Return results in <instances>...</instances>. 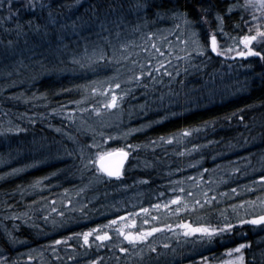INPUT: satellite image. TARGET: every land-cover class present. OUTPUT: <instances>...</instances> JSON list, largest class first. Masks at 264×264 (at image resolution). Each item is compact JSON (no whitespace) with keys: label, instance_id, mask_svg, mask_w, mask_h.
I'll return each instance as SVG.
<instances>
[{"label":"trees","instance_id":"16d2710c","mask_svg":"<svg viewBox=\"0 0 264 264\" xmlns=\"http://www.w3.org/2000/svg\"><path fill=\"white\" fill-rule=\"evenodd\" d=\"M45 2L48 1L45 0ZM159 2L161 0H157V3ZM164 2L168 8L173 6L168 0H164ZM94 3L95 0H81V4L73 8L55 7L56 11L61 14L58 17L60 23H67L69 26L61 30L57 25L50 29L48 36L28 32L27 36L17 37L16 28H8L0 34L1 49L6 45L8 46L9 40H17L18 44L25 41L24 39L32 42V48L22 49L24 51L15 58L18 59L16 62H14L11 53H9L10 55H3V52H0V59L1 56L3 58L0 60V177H2L0 178V258H2L0 264H18L13 262V259L18 260L19 263H24V258H19L23 249L37 248L46 239L61 236L59 231H55L56 228L53 225H43L41 221L37 220H16L13 222L14 219L11 217L7 219L6 216L11 215V213L14 216L15 212H20L21 209V211H27L28 203L32 201L41 205L38 211L40 217L43 216L42 200L47 196L45 190H47L48 185L39 188L33 184L28 186L29 182H32L31 179L48 177L49 180L46 184L53 183L60 186L78 181L83 183L88 177H91L89 172L84 169L83 163L80 164L81 154H77L75 151L84 150L86 148L85 142L98 139L103 134L101 130L104 131L105 129L98 122L91 126L79 127L74 121L73 114L72 119H70L59 115L57 111L55 113L57 107L48 108L49 114L41 115L32 111L31 107L28 106L35 103L40 106L44 102L53 106L70 103L67 108L71 109V103L75 101L85 104L94 95L91 93V88L93 81L100 75L98 72L100 65L88 67L85 64L84 67H81L82 62L80 64L74 63V59L77 60L94 47L108 48L114 42L129 39L134 34L145 31L152 32L159 25L173 24L176 21L171 18L170 14L158 19L156 15L158 9L155 6H151L148 10L138 11L135 8L137 0H105L103 9H107L108 4L111 3L112 10L100 11L97 13L100 19H96L90 11L91 5ZM235 3L244 4V0H211V11L202 14L200 8L209 7V0H179L182 10L189 14V18L196 22L198 28H201V33L206 41L209 33L222 35L219 31L220 22L215 19L217 13L223 18V33L239 37L255 34L254 28L252 32H249V27L252 26V22H250L251 12L244 9H235L231 13L227 11L228 7ZM74 4L75 1L73 0H65L60 3V5ZM25 13L22 11L19 14L20 19L22 16L25 17L20 24L33 19L34 16L38 22H43L42 16L34 11ZM46 14L45 11L43 16ZM202 15H205L209 21L205 24L207 28L203 27V29ZM73 21L77 24H81V21L86 23L73 30L71 27ZM101 21H103V29L100 26ZM245 21L249 23L246 24ZM25 31H28L27 25H25ZM50 39H59L60 43L52 47L46 44L48 50L45 51L43 46L38 43H45ZM21 46L20 43L19 47ZM255 50L264 53V41H261ZM210 58L214 60L213 66H207L202 72L205 78H208V83L206 85L200 84L202 80L196 83V89L191 92H194V100L196 101L190 103V108L185 111H181L185 104V101L182 100L183 97L171 98V100L164 99L157 97L155 91L141 88L144 90L142 99L143 101L146 100L144 110L146 116H157L163 119L155 121L147 130L137 133L133 137L134 140L140 144H146L148 141L166 137L185 129L204 128L208 131L206 135L212 131L214 133L212 135L216 138L209 144V148H212V154L222 152L228 142L237 140V136L247 140L252 139L251 141L254 143L257 142V145H254L255 150L264 149V81H262L264 60L259 57H252L248 60L236 59L237 61L231 63L230 61L233 60H228L213 51L210 52ZM222 64H233L242 69L228 72L219 66ZM209 90H211V94H209ZM226 90L230 92L225 96L221 92ZM31 97L35 102L31 101ZM221 97L228 99L217 101ZM40 98H42V102H39ZM208 99H213V103L207 104ZM241 109L243 111H239ZM173 113L175 115H172ZM232 113H237V115L233 116ZM241 115L244 117L243 120L239 119ZM142 118H145V115L140 116L138 121ZM128 120L130 117H127ZM205 121L210 123L205 125ZM17 128L22 129V131H8V129ZM74 134L76 135L74 136ZM203 141L210 142L209 139ZM66 142L69 145L64 147L63 144ZM187 143V147H190V144H195L193 141H187ZM238 145L243 147L240 143ZM180 147L181 145L175 144L161 149L153 145V149L146 150V147L141 149V152L153 161L147 172L138 171L141 173L139 176L149 179L150 182L146 187L151 188L150 193L152 195L165 191L166 187L163 186L168 184L167 181L172 182V180H176L175 178L182 177L180 172L182 166L195 161L191 160L195 159L192 154L181 153ZM55 155H58L57 158L54 157ZM75 159L79 161V165L74 164ZM128 164L124 174H128ZM18 165L27 166L24 173L1 175L6 170ZM207 165H214V163H208L207 159L203 166ZM65 166L70 167L64 169ZM114 182L107 180L106 183L100 184L108 191L109 197L112 196L110 191L116 190L115 187L111 186ZM242 185L243 182L240 186L242 187ZM110 187L111 190L109 191ZM222 188L225 190L231 187L227 186L226 188L224 186ZM245 193H247L246 190ZM151 197L147 199V202H152ZM256 198L257 195L251 192H248L247 196L241 195L236 198H224L222 200L215 198L211 205L205 204L200 210L196 209L179 214V216L183 219L181 221H192L195 225L222 224L224 217L220 213L224 212L230 222L235 224L238 216L244 219L254 217L248 213L251 210L254 211L257 205ZM248 201L255 203L248 204L246 203ZM232 205L240 207L233 211ZM91 222L95 223L90 219L87 220V223L85 221L76 223L74 231L80 233L78 230L91 225ZM9 223L17 227L13 236L21 243L10 241L9 233H7ZM253 228L254 225L249 224L237 225L233 230L235 237L233 240L227 242L220 237L216 238L213 247H210L209 244L206 246L208 249H205V247L201 248L197 245L195 248H200L190 255L185 254L184 249L191 247V244L186 245L183 250L179 249L178 252L170 251L167 257H157L156 253H149L147 242L135 247H127L128 253L107 249L100 256L97 264H200L201 255L208 257L209 264H219L229 260L228 250L236 248L241 243L250 245L242 250L245 264H264V233L254 235L252 233ZM44 232L49 234L44 236ZM71 233L70 231L67 234ZM260 235H263L261 239L259 238ZM154 236L160 237L158 233ZM75 243H77V247H80L81 244L76 241L71 242V245H75ZM141 249H143L142 254ZM110 252L115 253L114 257H111V254L107 256ZM235 255L238 254H233V257ZM79 259L76 257L75 263L65 264H78Z\"/></svg>","mask_w":264,"mask_h":264},{"label":"rangeland","instance_id":"374dc122","mask_svg":"<svg viewBox=\"0 0 264 264\" xmlns=\"http://www.w3.org/2000/svg\"><path fill=\"white\" fill-rule=\"evenodd\" d=\"M61 1L65 0H56V5H54V7L62 6L60 5ZM58 2L59 4H57ZM17 9H20V11L17 12ZM22 11L25 10L19 0H12L11 5H9L8 0H3V5L0 6V34L8 28H16L15 24L20 23L21 20L23 21L25 17L22 16L20 19L19 16ZM30 11L25 12L29 13ZM247 12H251V15H261L258 14L259 12H253L252 9H247ZM250 22H252V25L256 23L252 20ZM207 23H209V21ZM177 24L180 25L179 28L176 27ZM205 24L206 23H203L204 26H202V29L203 27L207 28ZM116 27L119 26L116 25ZM195 31L198 33V39L201 45L207 49L205 55H197V53L193 51L191 29L185 27L180 20H176L173 24L159 25L154 28L152 32L145 31L134 34L133 36H130L129 39L117 43L114 42L108 48L103 46L94 47L77 59L82 62L81 64H86L88 67L100 65V70H98L100 75L95 81H93L92 85V88H97V92H95L85 104L75 101L71 103V109L67 108L70 103L53 106L50 103L44 102L40 106H37V103L28 106L31 107L32 111L41 115H48V108L52 109L57 107L55 113L57 111L59 115L66 116V118L70 119H72L71 116L73 114L74 121L79 127L85 125L91 126L96 122L100 123L101 127L102 125L104 126V131L101 130V132H103L101 137H98L96 140L85 142L86 148H84V150L79 149L75 151L77 154H81L80 164L82 163V160L93 158L98 152H108L120 148L129 151V164L128 174H123L119 179L108 178L102 173H97L93 168L86 170L91 177H88L83 183L78 181L79 183L73 182L66 185L61 184L59 186L54 185L53 183L46 184L49 180L48 177H36L35 179H31L30 181L32 182H29L28 186H32L31 184H33L36 188H39L40 186L48 185L47 190H45L47 196L45 195L46 197L42 200V212L44 211L43 216L40 217L38 211L40 210L41 205H37V202L32 201L28 203L29 208L26 209L27 211H21V209L20 212H15V214L18 215L14 214V216L10 212L11 215L8 214L6 218L8 219L11 217L14 219L13 222L16 220L41 221L43 225L55 226V231H59L61 236L46 239V241L37 248L30 250L23 249L21 253L18 254L20 259L24 258V263H19L16 259H13V262L18 264H65L69 262L75 263V261H77L76 257H79L78 264H92L93 261H97L98 263L100 256H102L105 250L111 249V251H116L120 250L121 247L130 248L132 246L124 240L122 236L117 234L115 227L104 228L103 226L108 225L109 221L116 219L118 216H126L127 213H138L141 208L149 209V215L147 218L150 220V224H142L145 214L141 213L139 216L135 217L137 221V227L135 230L153 226L164 229L162 232L158 233L160 237L153 236L147 241V244L152 243L157 248L158 252L163 253L159 257H167V254L170 251L174 253L178 252L179 249L183 250L186 245L190 244L191 247L184 249V252L187 255H190L200 247L208 249L206 246L209 244L206 241L200 242L197 237H184L182 235L183 230L175 227V225L184 222L181 221L183 219H181L179 214L186 212H174L176 205H169L168 209H156L152 207L156 204L163 205L168 203L171 199H174L176 195H183L184 199L189 201V203H191L193 199H200L201 203L205 205L206 203H204L203 194H207L209 198H218L222 200L224 198H236L241 195L247 196L248 192H251L254 195H257V205L254 211L251 210L248 214L250 216H256L264 212V181H261L260 179L261 176H264V149L258 148V150H255L254 145H257V142L254 143L251 141L252 139L247 140L246 138H239V136H237V140L234 142L230 141V143L228 142L222 152L214 154L211 153L212 148H209V144L213 140H216V138L212 135L214 134L212 131H210V134H208L210 136L208 137V135H206V132L208 131L204 128H197L199 131H197V129H185L191 132V135L183 136L182 133L185 130H182L164 137L163 140L154 139L148 141L146 144H140V142L133 139L137 133L147 130L150 127L149 125H152L157 120L163 119L162 117L157 116H146L144 113L146 100L143 101L142 99V93H144V90L141 88H147L152 92L155 91L157 97L164 99L171 100V98L175 99L183 97L182 100L185 101V104L181 111H185L190 108V103L196 101L194 100V92L191 93L192 90L196 89V83L199 80H202L200 84L206 85L208 83V78H205V75L202 72H204L207 66H213L214 60L210 58V52L212 53V51L209 46L210 36L212 34H208L209 36L206 41L201 33V28L196 26ZM215 35L219 48L224 51H226L227 48L237 49L236 42L242 37L228 35L226 33H223L222 35L216 33ZM186 40L188 41L187 45L184 43ZM260 42L261 41L259 40L254 41L252 46L255 48L260 45ZM20 43L22 44L21 47H19ZM20 43L18 44L17 40H15L13 46L9 47L6 45L2 49L0 48V52H3V55H10L9 53H11L14 62H16L18 59L15 58L19 56L20 52L24 51L22 49L32 48L31 41H27V43L22 41ZM59 43V39H50V41L38 44L43 46L42 48L46 51L48 50L46 44L52 47ZM153 44L156 46L155 49L152 47ZM125 45L127 47H122ZM144 49H147V51H144ZM156 49H159V53H164L165 55L160 56ZM100 50H103L105 53L106 58L104 60L98 59V56L95 55V53ZM237 50H244L243 45L241 44ZM186 52L191 53V58L186 56ZM225 55H235V51L231 53L226 52ZM125 56L127 59H124ZM89 57L92 62H89ZM251 58L252 56L240 57L235 58L230 62L232 63L242 59L248 60ZM1 59H3L2 56ZM117 60H119V63L116 62ZM133 61H136V63H133ZM148 61H151V64H149ZM159 63H163L164 67L157 72L155 71V68L159 66ZM219 63L221 64V62ZM142 65L144 66L143 68L141 67ZM219 66L228 72L242 69L233 64H222ZM165 69L172 73L171 77L165 74ZM142 70L145 72V76L140 78L139 81L130 79L134 73L138 75ZM149 71L152 72V77L147 76V72ZM115 83H120L121 87L120 89H116V92L123 98L119 101V106L117 108L102 109L101 106L107 102L109 97L102 95L101 93L104 92L109 84L114 86ZM92 88L91 93H93ZM207 88H209V86H207ZM229 92V90H226L221 93L226 96ZM124 93L127 94L125 95ZM209 94H211V90H209ZM191 95L193 96V100L191 99ZM30 99L32 102H35L32 97ZM225 99L228 98L221 97L218 98L217 101H226ZM42 101V98H40L39 102ZM213 101V99H208L206 103L212 104ZM58 103L61 104V102ZM93 108L100 109L99 114L94 111ZM142 115H145V118L138 121ZM127 117H130V120L127 121ZM131 129H140V131L130 132ZM75 135L76 134H74V136ZM109 137H111V139H109ZM207 139H209L210 142L203 141ZM169 140H171V142H168ZM187 141H193L195 144H190V147H187ZM238 143L243 145V147H240ZM246 143L247 145L245 146ZM94 144L99 147H93ZM175 144L181 145L179 148L181 153L192 154V157L194 156L195 159L191 160L195 161L184 164L180 170L183 176L175 178L176 180H172V182L167 181L168 184L163 186L166 187L165 191H162L160 194L152 195V193H150L151 188L146 187L150 182L149 179L147 177L139 176L141 173H138V171L144 170L141 172H147V170L151 168L153 161L150 158H147L145 153L141 152V149L145 147L146 150L153 149V145L162 149ZM66 145L68 146L69 143L66 142L63 144L64 147H66ZM128 145H131L132 148L129 149L127 147ZM57 156L58 155H55L54 157L57 158ZM207 159L208 163L212 162L214 165H207L204 167V162H206ZM220 159L224 160L222 161ZM78 162L79 161H76L75 159L74 164L79 165ZM74 164L73 166H76ZM26 167L27 166L25 165H18L6 170L1 173V175H12L10 173H12L13 169H24L23 171L16 173L22 174L26 170ZM69 167L70 166H65L64 169H69ZM130 179L132 180L127 182ZM107 180L115 181L111 186L115 187L116 190H111V187L109 189V191L111 190V197L108 196V191L100 185L103 182L106 183ZM242 182L243 185L241 187L240 184H242ZM226 185L231 188L225 189V191L222 187L225 186L227 188ZM180 188L185 189L183 194L179 192ZM173 189L176 191L174 192ZM232 189H235L236 191L232 192ZM245 190L247 193H245ZM189 192L193 193L194 196L189 197L187 195ZM148 196L152 198V202H147V199L149 198ZM198 209L200 210L201 208L197 207V210ZM37 213H39V215H37ZM60 213H63V216H61ZM153 217H158V219H152ZM89 219L90 221H95V223L91 222V225L78 230L80 233L87 232L94 228L101 229V233H94L93 236L89 238V243L91 244L90 247L84 244L82 237H73L68 240L67 244H53V241L55 240H63L71 237L73 233H77V231H74L76 229L75 224L81 221L87 223V220ZM187 222L192 223L195 226L192 221ZM165 225H172L173 228L169 230L168 228H165ZM210 225L217 226L219 224L216 223ZM7 228V233L14 235L16 232L15 228L17 227L9 223ZM70 231L72 233L67 234ZM103 231L109 233L111 240L97 241L95 239V235L102 234ZM252 233L254 235L264 233V225H254ZM47 234L49 233L44 232V236ZM262 236L263 235H260L259 238L261 239ZM220 238L228 242L235 237L232 232L230 234H225ZM73 241L81 244L80 247L76 246L77 243L71 245V242ZM101 244L103 246H100ZM164 244H168L170 247L165 249L163 247ZM69 245H71V247H69ZM197 245L200 247L195 248ZM213 245L214 244L211 243L209 246L213 247ZM53 247L56 248V252L52 251ZM110 254L111 257H114L115 255V253L110 252L107 256H110ZM29 256H31L32 259H29ZM57 257H59V259H57ZM69 257H71V259H69ZM229 259L232 258L230 257ZM219 264H224V262H220Z\"/></svg>","mask_w":264,"mask_h":264},{"label":"snow or ice","instance_id":"6c2138e0","mask_svg":"<svg viewBox=\"0 0 264 264\" xmlns=\"http://www.w3.org/2000/svg\"><path fill=\"white\" fill-rule=\"evenodd\" d=\"M9 5H11L12 0H8ZM21 3L23 9L25 11H34L36 14H39L42 16L43 22H38L37 19L34 18L28 21H25L24 24L18 23L16 25V34L17 37L20 36H27L28 32H31L33 34L37 35H43V36H48L50 34V29L55 28V26L59 25L61 29L67 28L69 25L67 23H60V13L56 11L54 5L56 4V0H48V2H45V0H19ZM169 3H172L173 6L171 8H168L166 6V3L164 0H161V2L157 3V0H137V3L135 4V8L140 11V10H148L151 6H155L158 11L156 12L157 18L162 19L167 15H171V18L180 20L185 27L191 29V36L193 37L191 43L193 45V51L197 53V55H205L207 49L204 48L199 39H198V33L195 31L196 27V22L191 20L189 18V14L182 10V6L179 4V0H168ZM105 3V0H95V3L91 5L90 11L92 16L96 17V19H100V17L97 15L100 11H110L112 10V4H108L107 9H103V5ZM81 4V0H75L74 5H62L63 7H69L73 8L76 7L77 5ZM3 5V0H0V6ZM211 0H209V7H201L200 12L202 14H206L209 11H211ZM234 9H252L253 12H259L261 13L260 16H256L253 14L251 16V20L255 21L256 23L249 27V32L253 31V28L255 29V34H246L242 37L239 38V40L236 42L237 43V49H239V46L242 44L244 50H237L233 48H227L226 51L221 50L218 46L217 38L215 34H212L210 36V48L211 51L217 53L218 55H225L227 53H231L235 51L236 56L239 57H259L262 60H264V53L256 51L255 48L252 46L254 41H264V0H244V4H239L235 3L232 4L228 7L227 11L231 13ZM17 12L20 11V9L16 10ZM46 11V16H43V13ZM106 19V17H105ZM215 19L220 22L219 24V31L223 34V24H222V16L217 13L215 16ZM201 20L204 23H207V19L205 15L201 16ZM83 23H86L85 21H81V24H77L75 21L72 22L71 27L73 30H75L78 27H81ZM246 24H248V21H245ZM25 25H27V32L25 31ZM101 28L103 29V21H101ZM177 28L180 27L179 24L176 25ZM238 27V25H237ZM25 43H27V40H25ZM185 45L188 44V41H184ZM14 41L9 40L8 41V46L11 47L13 46ZM122 47H127L122 46ZM152 47L155 49L156 46L155 44L152 45ZM144 51H147V49H144ZM156 51L159 53V49H156ZM95 55L98 56V59L104 60L105 53L103 50L98 51L95 53ZM160 56H164V53H159ZM186 56L188 58H191V53L186 52ZM124 59H127L125 56ZM74 63L80 64L81 61L75 60L73 61ZM89 62L91 61V58L89 57ZM119 63V60L116 61ZM22 63V61H21ZM133 63H136V61H133ZM149 64H151V61H148ZM84 64H81V67H84ZM142 68L144 67L143 65L141 66ZM164 67L163 63H159V66L155 68V71L159 72L161 68ZM165 74L168 75L169 77L172 76L171 72H168L165 69ZM179 74V73H177ZM145 76V72L142 70L139 72L138 75L135 73L130 77L132 80L139 81L140 78ZM147 76L152 77V72L149 71L147 72ZM262 81H264V76H262ZM121 85L120 83H115L113 86L112 84H109L108 87L104 90L102 95L108 96L109 98L107 99V102L104 103L101 107L103 109H115L119 106V101L123 98L122 96L118 95L116 92V89H120ZM92 92L95 93L97 92V88L93 87ZM125 95L127 93H124ZM94 111H96L98 114L100 112V109L93 108ZM239 111H243L242 109ZM172 115H175L173 113ZM231 115L235 116L237 113H232ZM230 118V117H229ZM240 120H243L244 117L241 115L239 116ZM205 125H207L208 121L204 122ZM150 126V125H149ZM22 131V129H8V131ZM57 131H60V129H57ZM132 131H140V129H131L130 132ZM199 131V129H197ZM129 132V134H130ZM103 135V134H101ZM183 136H189L191 135V132L185 130L182 133ZM111 139V137H109ZM159 139L163 140L164 137H160ZM168 142H171L169 140ZM154 143V142H153ZM93 147H99L98 145H93ZM129 149L132 148L131 145L127 146ZM138 147V146H137ZM198 147V146H194ZM129 157V151H126L124 148L120 149H115L112 151L108 152H98L93 158H88L86 160H82L84 169L87 170L89 168L95 169L97 173H102L108 178H121L124 174L123 169H124V164L125 161ZM98 165V167H97ZM30 166H35V165H30ZM24 169H13L12 173L10 174H16ZM207 171V170H205ZM2 178V177H0ZM261 181H264V176H261ZM39 183V181H38ZM175 192L176 190L173 189ZM235 189H232V192H235ZM180 193H184L185 189L180 188L179 189ZM189 197H193L194 194L189 192L187 193ZM203 199L204 203L211 205L213 203L214 198H209L207 194H203ZM248 204H253L255 202L253 201H248L246 202ZM169 205H176V208L174 212H190V211H195L197 207L203 208L204 204L201 203L200 199H193L191 203L189 201L184 199L183 195H176L174 199H171L168 203H165L163 205L161 204H156L153 205V208L160 209H168ZM240 207L238 205H232L233 211H236V209ZM82 211V209H81ZM141 213L145 214V218L142 220L143 225H149L150 220L147 218L149 215V209L148 208H141L138 213H127L126 216H118L116 219L109 221L108 225L103 226L104 228H112L115 227V231L119 236H122L124 240H126L130 245L133 247L144 244L145 242L149 241L150 237H153L154 234L162 232L164 229L159 228V227H147V228H140L139 230H135L137 227V221L135 219L136 216H139ZM61 216H63V213H60ZM221 216L224 217V220L222 224H219L217 226H211L208 224H197L193 225L192 223L188 222H182L175 227L177 229L183 230L182 235L184 237H197V239L200 242H207L208 244H211L214 242L216 238L222 237L225 234H230L233 232V230L237 227V225H264V215H258L254 216L251 219H244L242 217H239L236 219V223L230 222L229 218L224 214V212L220 213ZM152 219H158V217H153ZM118 225V226H117ZM165 228H168L171 230L173 228L172 225H165ZM94 233H101L100 228H94L90 229L87 232H82V233H73L71 237H68L63 240H55L53 241L54 245H60V244H67L68 240L72 239L73 237H82L83 242L85 245H88L89 247L91 244L89 243V238L93 236ZM9 239L12 243H21L16 237H14L11 233L8 234ZM95 239L97 241H108L111 240V236L107 231H103L102 234H96ZM100 246H103L102 244ZM250 245H246L244 243L239 244L236 248L229 249L228 250V255L230 257H233V254H238L235 255L232 259H229L228 261H225L224 264H245V258L243 255L242 250L245 249L246 247H249ZM71 247V245H69ZM148 251L149 253H156V256L159 257L163 253L158 252L157 248L152 244L148 243L147 244ZM163 247L165 249H168L170 246L168 244H164ZM53 252H56V248H52ZM120 251L123 253H128L129 249L125 247H121ZM143 253V249H141V254ZM2 259V258H0ZM29 259H32L31 256H29ZM59 259V257H57ZM71 259V257H69ZM92 264H97V261H93ZM200 264H209L208 257H205L201 255L200 257Z\"/></svg>","mask_w":264,"mask_h":264},{"label":"water","instance_id":"95a60500","mask_svg":"<svg viewBox=\"0 0 264 264\" xmlns=\"http://www.w3.org/2000/svg\"><path fill=\"white\" fill-rule=\"evenodd\" d=\"M216 54H217V53H216ZM220 56H222V57H224V58H226V59H228V60H234L235 58H240L239 56H236V54H235V55H232V56H229V55H220ZM128 161H129V157H128V159L125 161L123 172H124V170H125V168H126V166H127V164H128ZM97 166H98V165H97ZM113 178H114V177H113ZM258 215H264V212L261 213V214H258ZM258 215H256V216H258Z\"/></svg>","mask_w":264,"mask_h":264}]
</instances>
